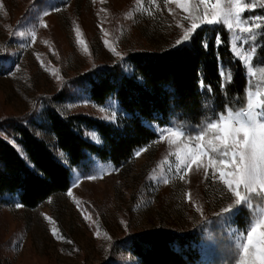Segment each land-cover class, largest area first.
Here are the masks:
<instances>
[{
	"label": "rangeland",
	"instance_id": "1",
	"mask_svg": "<svg viewBox=\"0 0 264 264\" xmlns=\"http://www.w3.org/2000/svg\"><path fill=\"white\" fill-rule=\"evenodd\" d=\"M57 8L60 11L54 10ZM187 14L175 3L165 5L163 0H0V136L11 141L14 137L8 124L22 122L66 162L65 155L60 158L63 152L47 126L46 106L63 114L93 115L121 126L124 112L118 102L114 98L104 104L93 102L77 85V79L93 68L115 64L129 52L174 46L183 28L190 26L183 19ZM255 16H264V9L255 7L243 13L249 20ZM38 18L44 20L46 28L39 26ZM33 27L37 32L35 43L28 35H19ZM77 28L87 53L85 45L77 42ZM239 35L230 31L233 58L227 54L221 61L224 84L229 72L231 76L234 73V60L239 59L232 46L237 45L235 51L244 55L254 43L251 68L239 60L248 75L247 91L264 93V69L260 67L264 53L258 51L252 34L245 36L243 43ZM105 39L120 56L105 46ZM203 110L205 118L220 112L209 91H203ZM173 124L177 123L154 124V128L158 132ZM93 133L89 132L92 138ZM94 134L93 139L99 141ZM158 136L137 149L123 165L96 160L88 175L75 170L67 191L37 207H25L17 197L0 204V264H140L122 241L135 233L160 228L179 233L202 230L206 237L200 244L201 264H212V229L216 223L222 221L227 226L229 239L230 229H243L245 225L226 223L216 215L232 201L221 195L219 183L205 180L202 171L189 173L187 182L173 175L166 162L167 141L156 143ZM138 151L141 154L137 157ZM89 175L96 179H87ZM165 176L170 178L167 185L160 182ZM188 191L202 206L203 216L186 201ZM17 203L22 207H15ZM85 215L92 219L86 220ZM53 228L63 239L52 235Z\"/></svg>",
	"mask_w": 264,
	"mask_h": 264
},
{
	"label": "trees",
	"instance_id": "2",
	"mask_svg": "<svg viewBox=\"0 0 264 264\" xmlns=\"http://www.w3.org/2000/svg\"><path fill=\"white\" fill-rule=\"evenodd\" d=\"M255 32L257 49L264 53L262 30ZM217 35L222 41L218 46L214 44ZM227 54L233 58L230 31L223 25H203L189 42L155 51H132L115 64L82 74L76 83L93 102L104 104L110 98L118 102L124 112L122 125L89 114H63L48 104L44 110L47 126L66 157L63 162L28 126L9 123L18 147L0 136V204L17 197L23 206L34 208L67 191L75 170L88 175L96 160L125 164L137 149L156 139L154 124L199 125L205 118L203 91L211 93L220 111L225 105L243 103L248 88L246 68L235 59L231 82L224 84L221 61ZM89 132L96 133L99 141ZM240 215L233 223L243 227L248 211ZM228 233L222 221L213 227L212 264H229ZM205 237L200 229L179 233L160 228L135 233L122 243L140 264H201L200 244Z\"/></svg>",
	"mask_w": 264,
	"mask_h": 264
},
{
	"label": "snow or ice",
	"instance_id": "3",
	"mask_svg": "<svg viewBox=\"0 0 264 264\" xmlns=\"http://www.w3.org/2000/svg\"><path fill=\"white\" fill-rule=\"evenodd\" d=\"M163 3L165 5L175 3L177 8L188 13L183 19L189 21L190 26L183 28V25H180L183 34L175 41V45L189 42L202 25L226 26L229 31L240 34L238 39L241 43L245 42V36L248 34H252V40L255 39L254 29H261V35H264V16H255L252 20L243 17L246 9L255 7L264 9V0H255L254 3L246 0H163ZM54 10L60 11L58 8ZM169 11L173 10L169 8ZM37 22L40 27H47L42 18H38ZM19 35H28L31 43H35L37 38L35 27L30 32ZM80 35V29L77 28V42L85 45L83 50L87 53L88 47L84 40L79 39ZM104 35L107 36L108 32L104 31ZM221 43L217 35L214 44L218 46ZM104 44L116 56L121 55L109 40L105 39ZM202 44L205 48L208 47L206 41ZM232 47L237 58L243 60L250 69L251 61L254 59L251 54L255 51L254 43L250 51L244 55L235 51L237 45L234 44ZM260 67L264 69V64ZM255 74L250 72L251 76ZM221 75L224 76V73L221 72ZM231 79L229 72L225 83L231 82ZM158 132L156 143L167 141L169 153L166 162L176 178L187 182L189 173L202 171L205 180L210 178L212 182L222 186L221 195L232 202L216 213L218 217L226 223H232L242 211H248L245 227L230 229L229 264H264V93L246 91L243 103L225 105L223 111L214 112L193 128L177 123L159 128ZM92 136L95 138L94 133ZM10 142L18 147L14 138ZM140 154L138 151L136 156ZM59 156L62 159L64 154L60 153ZM87 179H96V176L89 175ZM160 182L167 185L170 178L165 176ZM68 195L72 196V192L69 191ZM185 198L187 202L193 204L195 211L203 216L202 206L193 199L190 191L185 193ZM76 203L80 205V201ZM15 207L19 208L22 205L17 203ZM45 218L51 222L50 217ZM84 218L92 219L91 215H85ZM52 235L57 239H63L58 235L56 228L52 229ZM99 235L97 231L96 236Z\"/></svg>",
	"mask_w": 264,
	"mask_h": 264
}]
</instances>
